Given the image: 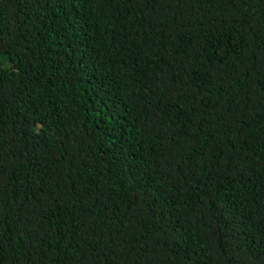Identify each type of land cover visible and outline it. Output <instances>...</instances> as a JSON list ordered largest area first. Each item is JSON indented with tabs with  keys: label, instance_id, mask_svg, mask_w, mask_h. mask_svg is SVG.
<instances>
[{
	"label": "trees",
	"instance_id": "trees-1",
	"mask_svg": "<svg viewBox=\"0 0 264 264\" xmlns=\"http://www.w3.org/2000/svg\"><path fill=\"white\" fill-rule=\"evenodd\" d=\"M0 264H264V0H0Z\"/></svg>",
	"mask_w": 264,
	"mask_h": 264
}]
</instances>
